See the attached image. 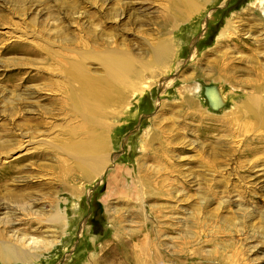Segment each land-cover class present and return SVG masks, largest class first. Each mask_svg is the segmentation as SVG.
<instances>
[{
  "label": "rangeland",
  "instance_id": "rangeland-1",
  "mask_svg": "<svg viewBox=\"0 0 264 264\" xmlns=\"http://www.w3.org/2000/svg\"><path fill=\"white\" fill-rule=\"evenodd\" d=\"M103 80L87 123L73 91ZM263 103L264 0H0V245L27 254L0 264H264ZM89 129L87 171L69 150ZM90 206L107 226L85 240Z\"/></svg>",
  "mask_w": 264,
  "mask_h": 264
},
{
  "label": "bare ground",
  "instance_id": "bare-ground-1",
  "mask_svg": "<svg viewBox=\"0 0 264 264\" xmlns=\"http://www.w3.org/2000/svg\"><path fill=\"white\" fill-rule=\"evenodd\" d=\"M182 3H184V5H191L193 3V0H182ZM222 34L223 33L219 34V36H221ZM169 53H170L169 44L165 42L164 40H160V42L154 48H152L151 58L154 62L161 63L166 58H168ZM99 57H100L99 59H101V61L105 64L106 68L109 70V73H108L109 78L111 79L115 78L117 84H127L128 86H134L133 80L131 77V75L134 73V70L132 69L133 66H132L131 61L127 59L126 56H123L122 54H118V53L116 54L112 52H109V53L103 52V53H100ZM82 58H84L83 55H82ZM76 71H77V68L75 71L67 69L65 75H67L70 80L75 81L78 79V76L76 75ZM134 76L137 77L136 75ZM99 88H102V89L100 90ZM84 90L86 92L85 94L84 92H81V94H75V90L73 91L74 94L72 96L71 106L73 107V111L76 112L83 119H85L87 123H93L94 118H95L94 116L95 109L97 108L99 104H101L104 101L105 96L107 95V93H109L108 91L111 90L112 92H114L113 91L114 89H112V86L107 87V81L103 80L102 83H98L96 85L88 84L84 88ZM209 97L213 104L218 103V101L220 102L218 93L217 95H211ZM247 106L255 110L253 107V104H249ZM91 131L92 130L90 129L88 130V133L90 135H88L89 138L85 140L86 142L83 141V143L81 144H72L71 148H74V150H69V152L72 151L71 154L69 153V155H71L72 157L76 159L77 167H79L82 170H87V171L91 169L97 170L99 166L102 165L103 163L102 160L104 159V158L103 159L100 158L99 155H95L96 149L98 151V149L102 148L103 146L99 142V139L103 136L102 135L99 136L98 134L97 137L95 136L96 138L94 137L93 139L92 137L93 134L91 135ZM60 218L61 216H59L58 213L53 215V219L56 221H59ZM31 239L32 241H29V240L28 241L33 244L34 238H31ZM24 254L26 253L20 247H15L13 245L12 246L11 245H0V260L2 262L9 263V262L18 261L23 258ZM32 255L34 256V254Z\"/></svg>",
  "mask_w": 264,
  "mask_h": 264
},
{
  "label": "crops",
  "instance_id": "crops-1",
  "mask_svg": "<svg viewBox=\"0 0 264 264\" xmlns=\"http://www.w3.org/2000/svg\"><path fill=\"white\" fill-rule=\"evenodd\" d=\"M120 169V168H119ZM112 181L114 182V181H118V179H116V177L114 176L113 178H112ZM106 188H107V186H106ZM105 191H106V189L103 191L102 190V193H103V195H105L104 193H105ZM75 200L78 202V204H79V200L77 199V197H75ZM87 203H90V201H89V199H87ZM79 208V207H78ZM90 208L91 209H89V207H88V209L87 210H85L84 212H82L81 213V215H80V217H79V221H78V223H77V227H76V236L79 238V237H81V239H87L86 238V236H87V234L91 231V233L92 234H94L95 236H100V235H104V231H105V229H106V223L105 222H103V223H101V224H99V226H98V228L94 231L93 230V219H92V217H93V215L95 214H93V210H92V206H90ZM103 212V211H102ZM101 217H102V214L100 215ZM91 219V221H89ZM89 222V223H88ZM89 229H90V231H89ZM101 232H103V233H101ZM101 233V234H100ZM92 234H90L91 235V237L93 236ZM84 240V241H85ZM77 247H78V245H77ZM71 258L72 257H74L75 259H78V254L76 253V249L74 248L73 249V251L71 250ZM82 257V256H81ZM81 257H80V259H81ZM79 260V259H78Z\"/></svg>",
  "mask_w": 264,
  "mask_h": 264
},
{
  "label": "built area",
  "instance_id": "built-area-1",
  "mask_svg": "<svg viewBox=\"0 0 264 264\" xmlns=\"http://www.w3.org/2000/svg\"><path fill=\"white\" fill-rule=\"evenodd\" d=\"M162 264H170V263H168V262H164V263H162Z\"/></svg>",
  "mask_w": 264,
  "mask_h": 264
}]
</instances>
